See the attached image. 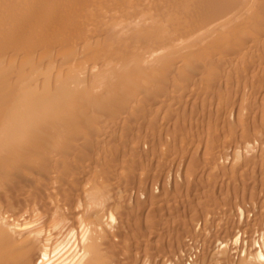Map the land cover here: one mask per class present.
<instances>
[{"label": "bare ground", "instance_id": "6f19581e", "mask_svg": "<svg viewBox=\"0 0 264 264\" xmlns=\"http://www.w3.org/2000/svg\"><path fill=\"white\" fill-rule=\"evenodd\" d=\"M0 264H264V0H0Z\"/></svg>", "mask_w": 264, "mask_h": 264}]
</instances>
